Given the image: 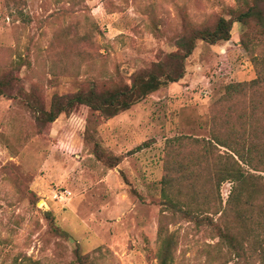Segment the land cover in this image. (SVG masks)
I'll list each match as a JSON object with an SVG mask.
<instances>
[{
  "label": "rangeland",
  "instance_id": "374dc122",
  "mask_svg": "<svg viewBox=\"0 0 264 264\" xmlns=\"http://www.w3.org/2000/svg\"><path fill=\"white\" fill-rule=\"evenodd\" d=\"M243 1L0 0V79L11 81L0 97V264H79L76 248L85 264H157L162 234L173 237L172 264H209L206 245L217 239L165 209L162 180L174 179L176 197L209 202L214 160L190 189L178 170L200 148L170 141L209 138L212 111L226 120L228 102L214 103L228 84L255 78L251 56L264 57V37L249 53L233 23L229 41H197L182 79L108 120L79 107L45 124L37 112L54 96L129 85L175 52L188 26L229 20ZM249 32L257 39L254 25ZM230 185L220 186L223 203ZM60 191L70 194L55 198Z\"/></svg>",
  "mask_w": 264,
  "mask_h": 264
},
{
  "label": "trees",
  "instance_id": "16d2710c",
  "mask_svg": "<svg viewBox=\"0 0 264 264\" xmlns=\"http://www.w3.org/2000/svg\"><path fill=\"white\" fill-rule=\"evenodd\" d=\"M242 5L229 10V20L219 17L211 26L196 29L188 26L186 34L176 43V51L150 69L135 74L129 85L112 86L102 91L93 86L70 95L54 96L48 111L37 112L38 119L45 124L52 123L59 115H70L79 107L96 112L103 120L114 118L160 88L182 79L184 62L192 54L196 42L214 45L229 41L233 23L245 28L239 45L252 53L264 37V0L243 1ZM252 25L257 31L255 36L258 35L255 40L249 32ZM251 60L256 67L255 78L228 84L222 98L214 103L217 107L228 102V116L226 120L219 119L212 111L209 138L181 136L170 141L178 145L170 147L172 150L187 144L200 148V159L194 166L187 168L182 164L178 170L179 181L185 180L190 189L201 176L208 158L214 160L215 192L209 202L203 196L201 201L197 196L176 197L170 192L174 179L168 175L162 180L165 209L178 208L185 220L217 239L216 243L206 245L214 253L209 264H264V176L260 175L264 173V95L261 96L264 94V57L252 55ZM10 83V79H0V97L8 95ZM247 94L250 98L245 102L243 99L236 102ZM220 148L225 150L221 152ZM224 182L231 184L225 203L220 196V186ZM49 220L53 233L69 238L50 216ZM173 245L172 235L162 234L157 264L173 263ZM74 253L79 264L88 261V256L82 255L77 248Z\"/></svg>",
  "mask_w": 264,
  "mask_h": 264
},
{
  "label": "built area",
  "instance_id": "2783aa9c",
  "mask_svg": "<svg viewBox=\"0 0 264 264\" xmlns=\"http://www.w3.org/2000/svg\"><path fill=\"white\" fill-rule=\"evenodd\" d=\"M70 193L68 191H60L58 194H55L54 197L57 198L58 196L60 197H66L68 196Z\"/></svg>",
  "mask_w": 264,
  "mask_h": 264
}]
</instances>
